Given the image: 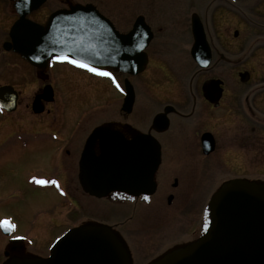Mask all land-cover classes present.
<instances>
[{"label": "flooded vegetation", "instance_id": "af4514ba", "mask_svg": "<svg viewBox=\"0 0 264 264\" xmlns=\"http://www.w3.org/2000/svg\"><path fill=\"white\" fill-rule=\"evenodd\" d=\"M37 1L28 0L32 10L26 15V19L42 26L51 15L62 11L68 12L76 6H91L113 26L108 12L122 15L129 24L128 29L120 32L114 27L122 35L130 32L137 18H142L146 25L151 26L146 17L147 5L144 0H138V3H135L134 6L138 4L140 12L133 19L131 18V7L134 4L132 0H122V11L115 8L114 0H44L41 5L33 9ZM99 1L106 5L103 7L106 11L99 8ZM117 1L119 4L121 0ZM110 2H112V6ZM15 3V0H0V77L4 75L0 79V89L10 87L16 93L14 94L16 101L10 111L0 107V155L5 154L4 151H1V147L13 141L19 142V139L24 137L33 136L47 141L48 137L51 141L58 140V135L50 130L56 127L51 124L50 120L45 121L44 118L52 117L50 116L52 110L49 106H53L56 102V79L67 77V70L93 78V83L96 85L102 86V82L108 81L114 92L120 97V103L117 106L110 104L111 110L110 112L108 110V114H110L113 108L118 107L116 120H110L106 124L97 123L83 136L82 133L77 132L78 136H75L73 141L67 142V145L64 144L66 148L54 146L56 159L60 166L58 172L38 177L31 175L26 178L25 186L38 190H49L52 193L51 196L57 197L46 221H49L47 223L49 230L58 229L59 233L53 239H48L46 242H50L46 246H42L43 242L37 244V248H35L34 244L31 245L34 242L32 239L17 233V224L12 217H0V221L8 220L13 225L11 230L6 233L7 235H4L0 230L1 239H4L0 244V264L33 258H47L54 241L69 229L99 225L107 226L121 239L126 247L129 264H133L135 260L134 252L137 248L131 249L135 236L138 238L148 236V232L144 229L135 233L133 226L140 225L154 229L156 238L147 251L151 252L156 249L158 255H154L149 260L147 258L143 264H148L162 254L186 246L202 236L208 218L207 202L212 194V190H208V186L214 172H225L224 175L228 176L221 180L218 187L231 179H247L264 185V180L250 179L242 175L244 171L264 170V82L252 84L249 82L248 72L237 71L238 79L241 80L238 86H243L244 89H229L227 88L228 84L213 79H204L200 83H195L194 79L209 70L211 66L206 69L198 68L190 56V51L188 58L187 56L183 57L184 62L179 56L181 59H177L174 53L168 56V61L164 63L153 57L155 54L160 55L159 51L158 53H149V56L147 49L154 39V34L145 49V68L135 77L111 69L108 71L112 77L110 80L93 77L87 72L72 67L67 60H57L56 58H51L45 63H41L39 67H34L13 50L14 44L10 31L14 23L19 20ZM107 4H109V8ZM177 10H181L179 11V20L182 19L183 22H186L189 29L187 26L184 27L187 31L190 30L193 13H189L187 7ZM198 17L203 23V18L200 15ZM183 22L180 21L185 25ZM220 58L224 59L222 56ZM185 65L197 67L191 75L193 79L189 75L190 71L179 69ZM19 70L24 72L23 85L34 89L31 99L23 107L21 106V94L15 89V81L10 75L11 72ZM243 72L245 74L241 76ZM176 74H179V77ZM140 75H145L148 82L153 81V87L158 86L157 84L162 87L155 94L151 93L154 89L148 87L141 78L142 84H139V87L130 82V79ZM163 75L165 79H163ZM121 76L125 78L122 79ZM95 80L102 82L98 83ZM164 80L168 81L164 83ZM126 81L133 89V102L129 111L122 109L123 99L126 97ZM154 94L155 96L152 97ZM2 96L1 99L7 107L8 102H12L13 93L9 90V93L5 92ZM117 101L113 103H117ZM20 110L25 113V116L21 114ZM53 111L56 112L55 107ZM35 121L38 122L37 126L34 125ZM98 126L108 127L118 132L125 142L144 135L155 139L159 145L160 164L153 178L155 185L153 194L129 196L123 193H114L106 198L98 199L88 193L80 169V159L89 135ZM2 134L4 138H2ZM20 147L23 149L26 146L24 144ZM22 149H18V151ZM143 149L145 148H140L139 152L142 153ZM93 152L95 155L99 154L98 141L93 145ZM68 169L72 172V180L75 191L79 193V200L81 201L82 197L96 202L107 200L113 206L121 207L119 211L124 213L125 229H117L106 225L105 222L101 224L93 220L81 221L71 228H65L66 223L59 220L61 212L63 213L66 207L70 210L73 208L76 211H82L77 198L72 196L67 186L70 182ZM39 180L55 181V183H38ZM182 203L185 204V207L179 209ZM57 205H59L58 220L54 218ZM157 209L164 211L166 217L164 222L161 221L163 214L159 212L158 215ZM33 246L34 248L30 250Z\"/></svg>", "mask_w": 264, "mask_h": 264}, {"label": "water", "instance_id": "95a60500", "mask_svg": "<svg viewBox=\"0 0 264 264\" xmlns=\"http://www.w3.org/2000/svg\"><path fill=\"white\" fill-rule=\"evenodd\" d=\"M15 1L20 20L11 29L13 50L35 66L52 55H64L88 65L84 67L87 69L110 68L130 76L143 71L146 63L143 50L151 34L142 18L136 19L128 35H121L94 8L87 6L56 13L45 26H39L24 18L32 10L28 0ZM43 1L38 0L33 9ZM191 32L190 55L199 67L205 68L209 65L211 50L196 16ZM125 90L122 109L129 111L133 89L127 82ZM96 141L98 155L93 152ZM140 148L146 149L140 153ZM159 163V145L151 136L125 142L118 132L97 127L87 139L80 169L88 193L102 197L113 191L151 193L152 178ZM209 211L208 229L198 241L174 249L149 264H264L263 184L228 181L212 195ZM8 264L128 263L125 250L108 228L81 226L59 238L48 259L33 258Z\"/></svg>", "mask_w": 264, "mask_h": 264}, {"label": "rangeland", "instance_id": "374dc122", "mask_svg": "<svg viewBox=\"0 0 264 264\" xmlns=\"http://www.w3.org/2000/svg\"><path fill=\"white\" fill-rule=\"evenodd\" d=\"M99 2V8L106 11L103 8L106 5L102 4L101 1ZM114 2L115 8L122 11L123 1H119V4L117 0H114ZM132 2H134L131 7V18L133 19L140 11L138 4L134 6L135 3H138V0H132ZM144 2L147 5L146 17L154 34V39L147 49L148 55L149 53H158L159 51L161 54H155L153 57L160 59L163 63L168 61L169 58L167 57L173 53L177 59L181 57L182 61L184 56L188 58L192 45L190 30L187 31L184 27L187 26L186 22H183L182 19L179 20L178 16L181 10H177L187 7L189 13L200 15L203 18L204 30L212 49L213 57L211 68L196 77L194 79L195 83H200L204 79H213L228 84L227 88L229 89H244L243 86H238L237 71L248 72L249 82L252 84L264 82V0H235L231 3L227 0H158V2L157 0H144ZM110 3L112 6V2ZM107 5L109 8V4ZM168 7L170 8L167 9ZM108 15L118 31L124 32L128 29L129 24L122 15L115 12H108ZM180 21L185 25L180 23ZM234 32H237V37L233 36ZM220 56L224 59L221 60ZM214 62L215 64L213 65ZM179 69L190 71L189 75L191 77L197 67L185 65ZM67 72V77L56 79V102L53 106H49L52 110V114L50 115L52 117L44 118L45 121L50 120L51 124H54L56 127L50 130L58 135V140L51 141L47 137V141L31 136L19 139V142L13 141L1 147V151H4L5 154L0 155V217H12L17 224V233L32 239L34 242L31 245L34 244L35 248H37V244H42L43 242L42 246H46L50 242L46 241L53 239L59 233L58 229L52 228L49 230V224L47 226L49 221H46L57 197L53 195L52 197V193L49 190H38L25 186L26 178L31 175L38 177L58 172L60 166L58 165V159H56L54 146L66 148L64 144L66 143L67 145V142L73 141L75 136H78L77 132L82 133L83 136L97 123L106 124L110 120H116L118 107L113 108L110 114H108V110L110 112L111 105L117 106L120 103V97L114 92L108 81L95 80L98 83L102 82V86H100L93 83L94 79L85 74L80 75L79 72L75 73L70 70H67ZM23 74L22 70L10 73L15 81V89L21 94L22 107L31 99L32 92L34 91L31 87L23 85ZM142 75L130 79V82L139 87V84H142L143 81L147 83L148 87L154 89L151 93L156 94V91L162 86L157 84L158 86L153 87V81L148 82L145 79V75ZM176 76L179 77V74H176ZM3 77L4 75L0 79ZM121 78L125 77L121 76ZM163 79H165L164 75ZM167 81L164 80V83ZM114 101H117V103H113ZM54 107L56 108V112L53 111ZM20 111L25 116V113L22 110ZM34 125L37 126L38 122L35 121ZM19 143L21 146L25 144L26 147L22 149ZM18 149L22 150L18 151ZM73 158L74 156L72 155ZM71 170H67L70 179L67 186L72 196L77 198L82 211H76L73 208L70 210L66 207L65 211L59 215V220L66 223L65 228H71L81 221L93 220L101 224L105 222V224L107 223L106 225L116 227L117 229H125L124 213L122 214L119 211L121 207H115L107 200L96 202L86 197H82L81 201L79 200V193L75 191ZM224 173L221 171L213 173L208 190H212L213 192L218 187L221 180L227 176ZM226 173L229 174L230 172ZM242 175L250 179L259 178L264 180V170L256 172L244 171ZM166 186L169 188L167 184ZM184 207L185 204L182 203L179 209H183ZM56 208L54 218L58 220L59 205ZM157 212L158 215L159 212L163 214L161 221L164 222L166 219L164 211L157 209ZM133 228L135 229V233H139L141 229L148 232V236L141 238L135 236V240L131 244V249L137 248L136 252H134L135 260L133 264H138V262L139 264H143L147 261V258L149 260L154 255H158L156 254V249L151 252L147 251V248L156 238L155 230L140 225H134ZM118 233L121 235L120 232ZM1 237L0 235V244L1 240H4ZM33 248L34 246L30 250Z\"/></svg>", "mask_w": 264, "mask_h": 264}, {"label": "snow or ice", "instance_id": "6c2138e0", "mask_svg": "<svg viewBox=\"0 0 264 264\" xmlns=\"http://www.w3.org/2000/svg\"><path fill=\"white\" fill-rule=\"evenodd\" d=\"M61 59H67V57H61ZM71 63L73 64H77L81 67H89L88 65L84 64L83 62H80V61H76V60H72ZM91 71L93 72H97V69L95 68H91L90 69ZM101 75H111L110 73H106V72H102V73H99ZM117 87H119V85L117 84ZM38 183H55V181H44V180H39L37 181ZM0 224H2L5 228H9V227H13V225L10 224V222L8 220H4V221H0Z\"/></svg>", "mask_w": 264, "mask_h": 264}]
</instances>
